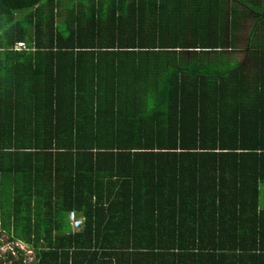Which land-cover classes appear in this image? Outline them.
I'll list each match as a JSON object with an SVG mask.
<instances>
[{
  "label": "trees",
  "instance_id": "obj_1",
  "mask_svg": "<svg viewBox=\"0 0 264 264\" xmlns=\"http://www.w3.org/2000/svg\"><path fill=\"white\" fill-rule=\"evenodd\" d=\"M263 189L264 0H0V264H264Z\"/></svg>",
  "mask_w": 264,
  "mask_h": 264
},
{
  "label": "rangeland",
  "instance_id": "obj_2",
  "mask_svg": "<svg viewBox=\"0 0 264 264\" xmlns=\"http://www.w3.org/2000/svg\"><path fill=\"white\" fill-rule=\"evenodd\" d=\"M254 18H251V20H248L245 18V28L242 30V33L240 34L241 41L238 44V49L232 53L231 59L233 61H247V54L249 53L248 49V40L251 35L252 27L254 26ZM262 203L264 205V189H263V196H262Z\"/></svg>",
  "mask_w": 264,
  "mask_h": 264
},
{
  "label": "built area",
  "instance_id": "obj_3",
  "mask_svg": "<svg viewBox=\"0 0 264 264\" xmlns=\"http://www.w3.org/2000/svg\"><path fill=\"white\" fill-rule=\"evenodd\" d=\"M70 222L73 232H78L82 230V228L84 227V220L80 219L76 213L70 214Z\"/></svg>",
  "mask_w": 264,
  "mask_h": 264
},
{
  "label": "clouds",
  "instance_id": "obj_4",
  "mask_svg": "<svg viewBox=\"0 0 264 264\" xmlns=\"http://www.w3.org/2000/svg\"><path fill=\"white\" fill-rule=\"evenodd\" d=\"M19 48H24V45H23V44H20V45H19Z\"/></svg>",
  "mask_w": 264,
  "mask_h": 264
}]
</instances>
